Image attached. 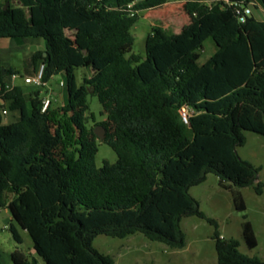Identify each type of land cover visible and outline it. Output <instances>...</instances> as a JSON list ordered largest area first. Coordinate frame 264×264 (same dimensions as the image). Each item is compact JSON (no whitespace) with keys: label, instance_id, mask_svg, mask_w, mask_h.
<instances>
[{"label":"trees","instance_id":"1","mask_svg":"<svg viewBox=\"0 0 264 264\" xmlns=\"http://www.w3.org/2000/svg\"><path fill=\"white\" fill-rule=\"evenodd\" d=\"M255 1L264 9V0ZM167 2L0 0V40L44 39V51L33 54L37 67L45 65L44 81L65 75L66 105L54 110L51 104L42 112L39 88L7 89L14 72L4 69L0 48V209L9 210L47 264H115L94 248L100 235L142 234L183 249L187 217L214 227L217 264H264L242 253L237 240L223 237L190 194L211 174L231 192L239 212L246 211L240 189L264 193L261 169L237 151L246 144V132L264 136V21L252 15L241 23L232 5L185 0L189 23L177 34L152 28L146 55L128 57L140 12ZM210 38L218 51L199 65V51ZM96 65L97 72L78 86L75 70ZM89 93L107 115L92 127L86 117ZM4 111L18 112L19 120L3 124ZM97 126L105 128L101 141L118 156L113 167H96ZM243 233L255 248L251 222L243 224ZM11 261L38 264L19 248Z\"/></svg>","mask_w":264,"mask_h":264},{"label":"rangeland","instance_id":"2","mask_svg":"<svg viewBox=\"0 0 264 264\" xmlns=\"http://www.w3.org/2000/svg\"><path fill=\"white\" fill-rule=\"evenodd\" d=\"M185 0H171L178 11L180 20H177V28H169L168 33H177L183 23H187L184 16ZM17 4V2H15ZM166 7L160 12H140L139 19L132 29L135 37V44L132 51L127 55L145 56L146 39L150 29L155 25L158 15H165ZM175 11V12H176ZM253 12L260 20L264 19L260 7H253ZM166 16V15H165ZM185 21V22H184ZM69 38L73 37L71 32H67ZM46 43L41 38H4L0 40L1 58L4 69L13 70L15 77L8 76L7 81L11 85L22 86L26 92L35 90L37 87L27 85L25 78L33 76V54L45 48ZM218 51V47L212 38L208 39L203 48L199 51V65L205 64ZM97 65L92 68H78L74 74L78 86L83 84L86 77L97 72ZM41 92L50 93L52 98V108L62 110L68 100V92L65 86V75H55L44 88H39ZM53 91L58 92V96L53 95ZM42 94V93H41ZM89 110L86 113L87 126L92 127L107 120V115L103 114V108L98 98L91 93L87 97ZM18 112L11 111L8 119L10 123H15ZM246 144L238 148V154L244 160L251 162L261 169L259 180L264 183V136L254 132H246ZM96 167L104 169L105 163L111 167L118 164V156L115 151L106 143L98 140V152L95 157ZM246 204V211L236 210L233 196L219 186L218 178L211 174L207 180L190 190V194L200 203L201 211L208 217L217 221L219 231L226 239H234L240 243L242 253L259 257L264 260V193L259 195L253 187L240 189ZM251 222L256 240V247L250 248L243 233V224ZM12 228L20 236L22 243L15 239ZM182 229L187 237L186 247L183 249H169L165 245L152 242L142 234H136L124 239L112 238L106 235L98 236L94 241V248L100 253L112 257L115 264H217V253L215 241L212 236L214 227L207 221L198 217H187L182 220ZM17 248L31 254L37 259L38 264H47L37 254H33L34 246L30 235L22 230L18 224L12 220L9 210L6 207L0 209V251L2 254V264H12L11 253Z\"/></svg>","mask_w":264,"mask_h":264},{"label":"built area","instance_id":"3","mask_svg":"<svg viewBox=\"0 0 264 264\" xmlns=\"http://www.w3.org/2000/svg\"><path fill=\"white\" fill-rule=\"evenodd\" d=\"M207 4L211 5L213 3H222L224 5H232L234 6L235 14L238 18V20L241 23H245L249 17L253 15V4H245L244 2L241 3H232L230 0H206ZM44 74H45V65L39 64L37 67L35 73L33 76H29L25 78V83L27 85H33L37 88H44L47 86L46 82L44 81ZM12 77H15V74L12 75ZM12 85H8L7 89H11ZM1 90V85H0ZM52 104V98L50 96H47L42 99V112H46L50 105ZM4 115L8 114L7 111L3 112ZM188 115L189 112L184 109L182 111V118L185 123H188Z\"/></svg>","mask_w":264,"mask_h":264},{"label":"crops","instance_id":"4","mask_svg":"<svg viewBox=\"0 0 264 264\" xmlns=\"http://www.w3.org/2000/svg\"><path fill=\"white\" fill-rule=\"evenodd\" d=\"M183 1V0H182ZM251 2V4H253V5H257V6H259L260 7V11H261V13L262 14H264V9L261 7V5H259L255 0H250ZM174 3L175 2H171V0H168V2L162 7V8H159V9H157V10H153V11H149V12H160V10H163V8L164 7H166L165 8V10L164 11H166V16L165 15H158V17L156 16V23H155V25L154 26H152V28H154V27H161V28H163L164 30H166L167 32H168V30H169V28H171V26L173 27V28H177V26H178V24H177V20H180V16H179V13H178V11H176V9H175V7H174ZM176 11V12H175ZM253 15H254V17L256 18V19H258L257 17H256V15L254 14V12H253ZM184 16H185V18H186V21H187V23H183L181 26V29L185 26V25H187L188 23H189V17L187 16V14L186 13H184ZM177 19V20H176ZM259 20V19H258ZM260 21H264V19H261L260 18ZM185 22V21H184ZM152 28L150 29V32L152 31ZM181 29H180V31H181ZM179 31V32H180ZM150 32H149V34H150ZM179 32H177V33H179ZM177 33H172V34H177ZM44 49L45 48H43V49H41V50H38V51H44ZM37 52V51H36ZM33 67H34V73H35V71H36V69H37V64H35L34 62H33ZM31 76V75H30ZM27 77H29V76H27ZM89 77H91V76H89ZM7 82V84L8 85H11L8 81H6ZM12 86H15V85H12ZM42 94H41V98L43 99V98H45V97H47V96H51L50 95V93L49 92H47V94H45L44 92H41ZM53 93V95L54 96H58V92H56V91H53L52 92ZM9 114H10V112L8 113V114H6V115H4V118H6V117H8L9 116ZM17 119H19V115L16 117V120ZM3 124H11L10 123V121H8V119H6V121H5V119H3ZM33 254H36V253H34V250H33V252H32Z\"/></svg>","mask_w":264,"mask_h":264},{"label":"water","instance_id":"5","mask_svg":"<svg viewBox=\"0 0 264 264\" xmlns=\"http://www.w3.org/2000/svg\"><path fill=\"white\" fill-rule=\"evenodd\" d=\"M9 5V4H7ZM46 56V54H44ZM95 135L100 139L104 140L106 135V130L102 126H97L94 130ZM34 253H37V250L34 249Z\"/></svg>","mask_w":264,"mask_h":264}]
</instances>
